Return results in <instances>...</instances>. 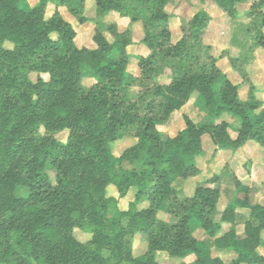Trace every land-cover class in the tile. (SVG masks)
<instances>
[{"label":"trees","instance_id":"16d2710c","mask_svg":"<svg viewBox=\"0 0 264 264\" xmlns=\"http://www.w3.org/2000/svg\"><path fill=\"white\" fill-rule=\"evenodd\" d=\"M67 1L59 0L46 19L50 0H36L33 6L27 0H0V264H104L99 252L104 249L118 264H156L159 253L173 259L194 258L179 264H224L212 256L211 248L232 252V264H264V204L250 205L234 196L213 221L219 192L208 185L217 177L197 184L191 197L174 200L173 183L199 173L196 162L203 154L204 135L214 153L236 151L248 141L264 147V107L252 91L242 102L238 87L220 72L215 60L184 59L188 40L196 41L210 21L208 13L194 14L188 29H182V37L172 44V15L164 11L168 0H95L98 17L117 12L133 22L142 20L141 44L150 54L139 58L134 76L127 70V32H118L114 24L94 28L92 48L76 47L75 31L58 9L68 10L80 25L86 21ZM244 1L210 0L231 21L236 6ZM263 9L264 0L249 6L250 16L261 27ZM5 42L13 50L4 49ZM257 45L264 49L263 35H258ZM159 58L180 68L168 83L149 86ZM20 59L47 74L48 81L32 85L17 77L13 71ZM82 66L94 79L87 88L80 84ZM133 86L140 88V106L132 102ZM193 94L208 122L197 125L182 114L181 129L162 138L157 127ZM223 115L239 124L234 139L227 122L215 123ZM40 122L46 133L36 132ZM62 130L70 134L66 143L51 136ZM122 132H132L135 143L116 157L110 144ZM48 168L55 171L53 183ZM109 185L120 198L135 189V202L144 201L146 207L108 217V208L115 204L104 196ZM233 185L236 193L246 191L235 178ZM24 193L26 198L20 196ZM91 194L98 201L94 203ZM73 202L81 206L78 218L72 216ZM237 207L249 211L242 234L231 227L218 236L222 224L234 225ZM160 211L175 221L158 220ZM84 220L93 227L92 248L69 236L74 227H84ZM194 228L202 230L203 239L192 236ZM136 233L146 237L147 248L132 259L126 238Z\"/></svg>","mask_w":264,"mask_h":264},{"label":"rangeland","instance_id":"374dc122","mask_svg":"<svg viewBox=\"0 0 264 264\" xmlns=\"http://www.w3.org/2000/svg\"><path fill=\"white\" fill-rule=\"evenodd\" d=\"M35 1L27 0V4L33 6ZM254 1L246 0L237 5L235 8L236 17L233 21L229 20L223 12L216 9L210 0H168L164 11L166 14L172 15V20L170 21V43L172 44L182 37V29L184 31L188 29V23L194 14L200 10L206 11L210 16V21L196 41L188 40L184 59L199 58L201 63L207 62L209 58L215 60V65L220 72L238 87L240 101H247L248 94L252 91L253 97L261 102L262 107H264V49L257 45L258 35L264 36V27H261L249 14V6ZM67 2L79 11L86 21L80 25L68 10L61 8V17L75 31L74 45L76 47L93 46L91 37L94 28L104 29L106 26L114 24L118 32H127L128 72L132 73L135 70L139 58H146L150 54V51L141 44L144 35L142 20L133 22L129 16L120 15L117 12H109L98 17L95 12V0H70ZM58 3L59 0H50L45 11L46 19L50 17ZM262 11L264 13V9ZM52 38L55 40V35H52ZM108 38L110 37L108 36ZM3 46L6 50H13L14 48L9 42H5ZM179 68L180 65L174 61L157 59L153 70V79L149 86L157 83H168L178 73ZM13 73L17 77L27 80L32 85L36 84L38 80L48 81L47 74L39 72L37 67L29 64L25 59L18 61L17 70L13 71ZM79 73L82 87L87 88L94 83V79L89 75L87 68L84 66L80 67ZM130 90L132 92V102L140 106L137 97V92H140V88L133 86ZM182 114L187 115L197 125L208 122L206 111L201 107L197 95L193 94L180 111L171 115L170 120L165 125L157 127L162 138L174 136L181 129ZM221 121L230 125L228 133L234 139L236 136L234 130L239 127L238 122L227 115H223L215 123H220ZM35 130L40 134L46 133V129L41 122L36 124ZM51 136L59 142L66 143L70 134L67 130H62L53 132ZM134 143L135 138L132 132H122L118 140L110 144L111 152L118 157ZM202 150L203 154L196 162L199 170L198 175L187 180H177L173 183L174 200L176 202L191 197L197 184L205 183L210 178L217 177L215 183L208 185V187L216 188L219 192L215 210L210 217L213 221H218L225 206L234 196L250 205L264 204L263 146L253 141H248L236 151L217 150L214 153L209 136L204 135L202 137ZM46 173L49 180L53 183L55 171L48 168ZM233 178L237 179L246 188L245 192L236 193ZM135 192V189H132L126 196L120 198L113 186H107L104 190L105 198L115 201V204L108 208L107 216L112 217L116 214L119 216V214L126 213L131 209L138 210L146 207L144 201L135 202ZM20 196L26 198L27 193ZM90 196L94 199V203L98 201V198L93 194ZM71 207L73 208V218H78L81 214V206L73 202ZM235 213L234 225L222 224L220 232H225L232 227L237 234H242L249 211L248 209L237 207ZM157 219L164 222L175 221L174 216L164 211L158 212ZM83 223L84 227H74L69 232V236L80 245L90 248L93 238V227L87 225L85 220ZM191 233L195 239H201L204 236L202 230L198 228H194ZM126 239L130 241L128 250L132 259L143 255L147 248L146 237L136 233ZM262 240H264V232L262 233ZM99 252L104 264H118V260L111 256L108 250L104 249ZM258 253L263 255V249L259 248ZM211 254L213 257H219L224 264H232L234 259V254L229 251H217L211 248ZM193 259V256L184 259H173L164 253L155 255L156 264L191 263ZM121 264L130 263L124 261Z\"/></svg>","mask_w":264,"mask_h":264},{"label":"crops","instance_id":"0c3cea01","mask_svg":"<svg viewBox=\"0 0 264 264\" xmlns=\"http://www.w3.org/2000/svg\"><path fill=\"white\" fill-rule=\"evenodd\" d=\"M36 3V1L34 2V4ZM59 10V13L61 12V8H59L58 9ZM80 47H82V46H80ZM89 48H92V46L91 47H89ZM135 73H137V69L135 68V70L132 72V74L135 76ZM182 109V108H181ZM226 232V231H225ZM224 233V231L223 232H220L219 234H218V236H220V235H222ZM203 238H204V236H203ZM203 238H201V239H203ZM198 240H200V239H198Z\"/></svg>","mask_w":264,"mask_h":264}]
</instances>
